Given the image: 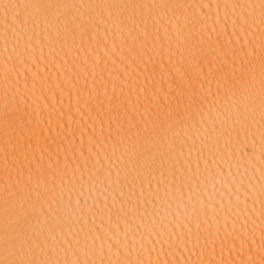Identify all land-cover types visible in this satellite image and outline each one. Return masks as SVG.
Wrapping results in <instances>:
<instances>
[{"label": "snow or ice", "instance_id": "obj_1", "mask_svg": "<svg viewBox=\"0 0 264 264\" xmlns=\"http://www.w3.org/2000/svg\"><path fill=\"white\" fill-rule=\"evenodd\" d=\"M0 264H264V0H0Z\"/></svg>", "mask_w": 264, "mask_h": 264}]
</instances>
